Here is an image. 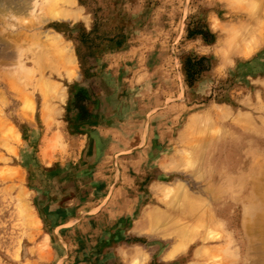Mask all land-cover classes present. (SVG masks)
<instances>
[{
  "label": "rangeland",
  "instance_id": "1",
  "mask_svg": "<svg viewBox=\"0 0 264 264\" xmlns=\"http://www.w3.org/2000/svg\"><path fill=\"white\" fill-rule=\"evenodd\" d=\"M55 1L0 24V264H245L244 208L264 216L252 192L264 186V0H73L47 18ZM12 22L35 27L13 37ZM59 43L70 63L55 59ZM143 83L154 102L176 98L170 176L147 171ZM107 128L124 146L97 149ZM130 165L143 199L169 179L150 221L116 217L137 201Z\"/></svg>",
  "mask_w": 264,
  "mask_h": 264
},
{
  "label": "crops",
  "instance_id": "2",
  "mask_svg": "<svg viewBox=\"0 0 264 264\" xmlns=\"http://www.w3.org/2000/svg\"><path fill=\"white\" fill-rule=\"evenodd\" d=\"M215 54H217V50L214 48L213 46V51ZM218 55V54H217ZM219 56V55H218ZM154 72L157 73V75H159V73L157 72L158 70L154 68ZM149 85V86H148ZM158 90V88H157ZM139 94L137 95V99L138 101L143 104V109L146 110V114L148 116V124L149 123H153V125H151L150 127V135H149V144H151L153 146V150L151 152H149L148 154V160L146 163H148V167H147V171H149L151 173V177L153 175H157V172H160V174L162 175H169L170 176V165H171V160L172 158H167L168 156L171 157L173 154L172 151V145H173V135L171 134L172 132L175 131V128H171L170 124L166 121V115L170 112L169 108L171 106L172 102L176 101V98L174 97V94L170 91V94H168V92L165 91L164 94L161 95L160 97V101L159 102H154L155 100V90L152 88V85H150V83L145 84L143 83V88L139 89ZM232 99V98H231ZM234 100V99H233ZM200 101V100H199ZM235 101V100H234ZM150 103H154V105L150 108L149 104ZM122 105V103L120 104ZM174 107H176V105H173ZM202 106V104H198V102L195 104L192 103L191 109H187V111L185 113L188 112V114L186 115V120L183 126H181V128L177 131L179 136H183V133L187 130V125L189 124V120L191 117H193L194 115L197 114H201L203 113L202 110H199V108ZM207 106V104H206ZM220 106V105H219ZM193 109H197V110H193ZM169 110V111H168ZM159 115H158V114ZM180 114V113H179ZM178 114V115H179ZM160 117V118H158ZM174 127H177V124H174ZM109 128H107V134H101L100 135V140L97 144V149L98 150H102V149H109L111 147H115L116 145L118 147L124 146V143L119 141H113V143L110 140V137L108 135V133H110L111 128L108 130ZM127 136H129L127 134ZM135 143L137 147L140 146V143L135 139ZM129 142V141H128ZM133 142V140L131 141ZM148 143V140H147ZM142 144H145V142H142ZM124 153V152H122ZM127 152H125L126 154ZM136 156H139L138 154H136ZM135 156V157H136ZM136 162V161H135ZM135 167V168H134ZM140 170V167L138 168L137 166H129L127 168V172L128 175L127 177H125L124 179V183H125V197L127 199H131L133 200L134 198H136V204L135 207H132L131 209H129L128 207H120L119 210H117L116 212V217L121 219L120 222H122L124 220V215L129 214L130 218H132V220L134 218L137 217V219L139 217H144L145 219H149V213L151 214L152 212L156 211L155 207H148V205L150 204L151 201L154 200L155 197H157L158 194V189L168 185L170 182L169 179L167 178V180H163V176L161 177L158 176V178L160 179H152L151 181H154L153 185H149L147 186V192L150 194L147 199H143L142 198V186L144 185L145 182V178L140 179L141 181H138V175H136V173H138L136 170ZM145 175V173H144ZM156 182H159L160 184H156ZM123 181H121L119 183V187H123ZM117 186V187H118ZM126 186L128 187H132V188H136L137 189V193L135 195L132 196L131 193L128 192ZM141 193V194H140ZM144 196V195H143ZM152 196L154 198H152ZM119 211V212H118ZM150 221V219H149ZM138 225V223H137ZM150 227V223L147 226ZM189 263V261L187 262Z\"/></svg>",
  "mask_w": 264,
  "mask_h": 264
},
{
  "label": "bare ground",
  "instance_id": "3",
  "mask_svg": "<svg viewBox=\"0 0 264 264\" xmlns=\"http://www.w3.org/2000/svg\"><path fill=\"white\" fill-rule=\"evenodd\" d=\"M56 3H53L52 6L50 7L53 9L54 15L48 16L47 18H53V17H58V18H65L68 15H70L66 10L60 9V5H65V4H72L73 0H56ZM37 0H0V24L4 25H11V19H9L12 15H32L35 10L37 9ZM49 10V9H48ZM10 23V24H9ZM13 23V22H12ZM14 26H16V30L13 32V37H18L21 36L22 33L24 36H27L26 33L22 31V29H29V28H34V24H28V25H23V24H15L13 23ZM49 32V31H47ZM49 34L59 36L55 32L50 31ZM54 38V37H51ZM51 41V42H50ZM48 44L51 45L53 43V39H51ZM60 42V41H58ZM60 44V43H59ZM57 56L55 59H57L59 62L63 61L65 63H70L72 61V56L70 53L69 46L66 44H60V46L57 49ZM56 60L54 62L50 63L48 65V69L50 73L56 72V66H57ZM43 85L46 86V89L48 88L50 91L57 90V87H55V83L53 81L47 80ZM181 187V185H177V189ZM164 188V187H163ZM167 190V188H166ZM170 190V189H169ZM214 194L209 195L210 199H215L219 197L217 191ZM253 194L263 203L261 204L264 206V186L261 183H254L253 184ZM207 194V193H206ZM247 211H245L244 208V213H243V228L245 229V233L247 235H253L255 236V239H250L248 243V247H246L245 251V257H246V263L245 264H257L256 259L249 258L248 256L252 253L256 254L257 256V261L259 264H262V261L264 260V216L263 215H257L255 218L251 220V222L247 219L246 214ZM260 214V213H259ZM250 238V237H248ZM254 241V242H251ZM199 254V252L197 251ZM197 255V254H196ZM252 260L248 261V260Z\"/></svg>",
  "mask_w": 264,
  "mask_h": 264
}]
</instances>
